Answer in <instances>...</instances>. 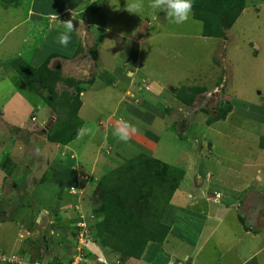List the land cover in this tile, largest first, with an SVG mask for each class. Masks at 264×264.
Wrapping results in <instances>:
<instances>
[{
    "label": "rangeland",
    "instance_id": "rangeland-1",
    "mask_svg": "<svg viewBox=\"0 0 264 264\" xmlns=\"http://www.w3.org/2000/svg\"><path fill=\"white\" fill-rule=\"evenodd\" d=\"M127 2L133 0H0V59L7 57L9 64L11 57L20 56L33 67L46 61L61 78L75 80L78 92L73 83L64 82H56L55 90L58 95L68 92V99L76 92L81 100L78 132L91 130L82 136L77 133L65 144L50 141L54 127L45 132L47 126L59 125L64 117L58 108L57 113L49 108L50 121L31 120L36 123L31 125L27 121L10 141L9 132L3 130L0 151L6 152L0 164L7 167L0 178V254L13 249L29 260H68L73 232L79 230L75 223L82 221L89 235V224L96 221L91 200L99 198L100 178L142 151L130 139L124 142L113 135L118 122H126L134 132L151 134L153 158L175 167L191 158L179 187H237L256 173L252 192L258 198L264 194V0H244L238 17L219 36L203 35L202 24L192 13L187 22L175 25L163 11L148 7L149 0H143L139 15L126 10ZM69 19L75 31L68 46L62 47L57 37L66 31L62 23ZM196 86L204 90L189 104L183 103L185 88ZM37 89L31 95L40 102ZM37 104L32 107L36 116L41 111V103ZM149 105L156 109L152 116L144 115L140 123L132 119L134 110L145 112ZM219 111H224L223 116L216 118ZM147 151L143 154L150 156ZM198 169L202 178L197 177ZM205 172L209 174L203 179ZM76 184L97 187L98 196L69 194L68 187ZM240 209L243 218L245 208ZM248 218L253 224L255 210ZM245 219L241 222L249 225ZM258 222L264 232L263 221L258 218ZM227 226L221 224L213 238H207L212 239L200 246L192 264H199L201 258L207 263L216 260L208 250L211 241L221 253L228 246L219 258L222 264H236L238 252L243 258L251 255L244 243L235 241L236 226ZM182 229L179 225L177 233ZM262 232L255 235L260 238ZM171 238L167 237L166 247L174 244ZM256 249L254 260L247 264H263L262 240H257ZM110 259V264H144L134 258Z\"/></svg>",
    "mask_w": 264,
    "mask_h": 264
},
{
    "label": "trees",
    "instance_id": "trees-1",
    "mask_svg": "<svg viewBox=\"0 0 264 264\" xmlns=\"http://www.w3.org/2000/svg\"><path fill=\"white\" fill-rule=\"evenodd\" d=\"M16 1L19 0H3L4 3ZM192 3V16L201 22V33L206 36L223 34L244 6V0H192ZM94 51L92 47V53ZM11 58V68L27 83L29 90L37 89V83L43 84L37 89L41 94V103L55 113L58 109L64 111L63 120L59 125L47 126L45 132L54 127L55 133L49 135L48 139L60 144L73 139L80 124V118L77 116L80 101L75 95L79 88L76 81L69 77L61 78L58 69L48 68L46 61L33 67L20 56ZM56 82L73 83L75 97L68 99L69 93L63 91L58 95L55 90ZM185 89L186 92L180 99L186 104L193 101L194 95L204 90L197 86ZM44 92H48L47 96ZM223 113L224 111H219L216 118L222 117ZM6 167L4 162L0 164L2 171H6ZM182 177L181 168L138 153L100 178L97 183L99 198L91 200L95 204L93 215L96 221L89 224L92 229L89 236L102 249L108 263L112 261L110 257L119 261L127 258L138 259L146 244L162 243L168 226L160 222V216ZM51 261L55 264L61 263L58 258Z\"/></svg>",
    "mask_w": 264,
    "mask_h": 264
},
{
    "label": "crops",
    "instance_id": "crops-1",
    "mask_svg": "<svg viewBox=\"0 0 264 264\" xmlns=\"http://www.w3.org/2000/svg\"><path fill=\"white\" fill-rule=\"evenodd\" d=\"M27 11L28 10H26V12ZM12 14L16 15L14 13ZM12 27L13 26L7 29L6 33L10 31ZM22 38L24 37H21L19 39L20 44L22 42ZM9 46L10 43L7 45V47ZM6 58L7 57H2L0 59V93L3 92V94H0V127L4 128L2 130L0 129V138L1 135H3V130H5L9 132L8 134L9 139L7 140L10 141L11 140L10 136H14L15 133H17L20 129L24 128L26 126L27 121H28L27 123L31 125L34 124L35 122H38L39 120L43 122L45 121V118H49L50 121L51 116L49 115L50 114L49 108L46 107V105L42 104L41 101L39 102V99H36L38 98V96L35 95L34 98L31 95V94L34 95V92L33 90L28 89L24 80L14 70L11 69L13 72H10L11 66L10 64H8L7 62L8 60ZM103 73H105L106 76H109V74L106 73V71H104ZM103 73L102 72L98 73L97 77L102 76ZM11 74L14 75L10 79ZM9 80H12V82H10ZM27 92L30 95L28 96L24 95V93ZM37 102L39 104L41 103L40 104L41 111L38 114V116H36L35 111H33L32 108L37 104ZM117 102H119L118 99ZM80 106H81V100H80ZM155 110L156 109L154 106L149 105L148 109L145 112H143L140 109L134 110L136 111L134 113L137 114L133 113L131 117L132 119H134V121L140 123V120L144 115L150 114L152 116ZM46 112L48 113L47 116H45ZM32 115L34 116L35 122H32L30 120V117H32ZM42 122H38L37 124H41ZM2 123L3 126H1ZM127 132L129 135V139L142 148V151L139 153H143V151L148 150L147 151L148 155L154 157L153 154L150 153V151L154 150V142H155V140L154 142H151L150 138H153L151 134L143 131L134 132L130 130L129 127L127 128ZM136 144L135 146H137ZM5 152H6L5 150L1 149L0 159H4ZM116 154L115 156H117ZM189 160H191L190 157L185 160L184 163L185 167L186 166L189 167L190 165ZM184 165L179 166V168H181L184 171L183 176L184 178H186L188 173ZM197 171H198L197 177L200 176V178H202L201 171L199 169ZM234 172L235 174H237L238 171H234ZM206 173L209 174V172H205L203 179L205 178V176H207ZM0 174H2L0 175V178H2L5 175V172H3L1 168H0ZM250 175L247 178V180H245V178L242 180L244 182L242 185H239L237 187H219L218 184H216L218 187H179L178 186L173 191L167 205L165 206L160 216V222L168 226V232L166 234L165 239L162 241L161 244L152 243V242L146 244L140 257L135 260L138 262H142L144 264H169L170 261H172L171 264H175V263L192 264L193 259L194 258L196 259L202 251L200 246L201 245L203 246L205 242L207 243L209 240L213 238L216 229L221 224H224L226 226L230 224L232 228L236 226V228L238 229V233H236L237 238L235 241L244 243L246 245V248H244V250L248 249L251 251V255L246 258H243V254H241V252H238L237 257L239 259L236 262V264H247L246 263L247 260H254V258L251 259V257L254 256L255 250H257L256 249L257 240L258 239L262 240V244H264V238H263L264 232H262L259 229V227H257V225L259 226L261 224V222H258V218L259 220L263 221L262 224L264 225V215L263 216L261 215V212H263L264 209V194L260 193L259 195H257L259 196V198L254 195L252 191L254 190L255 187H252V185H254L256 173H253L252 176ZM217 181L219 182V179ZM196 182L200 184L199 183L200 179H196ZM246 185L248 187H245ZM212 191L218 192L220 194L218 203L214 204L208 198V196H210V193ZM179 195H180V199L174 200V198ZM253 201L254 203H252ZM251 203H252L251 205L252 207L250 208L249 206ZM241 206L245 208V213H246V215L243 218H240ZM203 208L206 210L205 212H203ZM253 210H255L256 219L252 224V219L248 217ZM245 218L248 219V222H250L249 225H244L243 221L242 224L241 219L244 220ZM179 225L183 227V229L178 234L177 229ZM259 230L260 232H262L260 238H258V236L255 235L260 233ZM188 232L193 233V235H190ZM176 233H177V237L174 238L173 234L175 236ZM210 235L212 236V238L207 239ZM168 236L170 238L173 237L171 239H175V241L174 244L166 247L168 245V240H166ZM182 238L184 239V241L183 240L180 241V239ZM149 244H153V246H150ZM92 250L95 252L102 253L101 249H99V247L96 245L92 247ZM208 250L211 255H214V257H216V260L207 263L205 259L201 258L198 261L199 264H218L219 262L222 264V261H219V258H221L223 254H225L226 250H228V246L222 249L224 251L221 253L214 249L213 243L211 241V245L209 246ZM8 251L14 252L15 250L9 249ZM261 262L264 264V261ZM250 264H255V262Z\"/></svg>",
    "mask_w": 264,
    "mask_h": 264
},
{
    "label": "clouds",
    "instance_id": "clouds-1",
    "mask_svg": "<svg viewBox=\"0 0 264 264\" xmlns=\"http://www.w3.org/2000/svg\"><path fill=\"white\" fill-rule=\"evenodd\" d=\"M148 7H150L153 10L163 11L165 13V18L170 23L175 24V25H181L189 20L190 15L192 13L193 3H192V0H149ZM143 8H144L143 0H133V2L131 3L127 2V5H126V10L129 13H134L138 15L143 10ZM62 24H63V27L66 29V31L62 32L57 37V42L62 47H67L71 41V33L75 31V28H74V25L71 19L63 22ZM45 127H44V130H45ZM128 127L129 125L126 122L124 123L118 122V125L116 129L114 130L113 135L119 140L127 142L129 139V135L127 132ZM90 131H91L90 129H80L78 132V135L82 136L84 134H88ZM133 131H135V129H133ZM77 185L81 187V184H77ZM85 186L86 185H83L81 187L82 194L84 193L83 190ZM212 192H215V191H212ZM212 192L210 193V196H208L210 200L212 197ZM12 253H16V252H12ZM100 254L105 259L104 254L101 252ZM37 259H40V258H37ZM105 261L107 264H110L107 262V259H105Z\"/></svg>",
    "mask_w": 264,
    "mask_h": 264
},
{
    "label": "built area",
    "instance_id": "built-area-1",
    "mask_svg": "<svg viewBox=\"0 0 264 264\" xmlns=\"http://www.w3.org/2000/svg\"><path fill=\"white\" fill-rule=\"evenodd\" d=\"M30 120H34V116L30 117ZM68 193L71 195L82 194V188L76 185H70L68 187ZM220 194L218 192H212L211 201L218 202ZM75 226L78 227V231L75 232L73 241H71V253L68 260L61 262L60 264H90L91 261L94 264H107L105 259L100 253H96L92 250L91 245L93 241L87 235L84 229L82 221H77ZM77 233V234H76ZM91 258V259H89ZM0 261L8 264H55L51 260L43 261L41 259H26L18 253L0 254Z\"/></svg>",
    "mask_w": 264,
    "mask_h": 264
},
{
    "label": "water",
    "instance_id": "water-1",
    "mask_svg": "<svg viewBox=\"0 0 264 264\" xmlns=\"http://www.w3.org/2000/svg\"><path fill=\"white\" fill-rule=\"evenodd\" d=\"M144 24H146V21H144ZM142 26L140 28V31H142ZM84 194L90 197L98 196V188L94 187L93 185H86L84 187Z\"/></svg>",
    "mask_w": 264,
    "mask_h": 264
}]
</instances>
